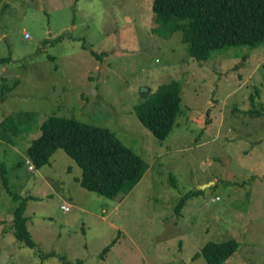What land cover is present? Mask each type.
Wrapping results in <instances>:
<instances>
[{
    "label": "rangeland",
    "instance_id": "obj_1",
    "mask_svg": "<svg viewBox=\"0 0 264 264\" xmlns=\"http://www.w3.org/2000/svg\"><path fill=\"white\" fill-rule=\"evenodd\" d=\"M151 1L0 0V162L28 197L33 242L13 238L0 180V264H206L192 255L228 239L221 264H264V42L196 61L173 21L157 28ZM172 79L181 110L158 141L132 107ZM52 115L113 131L143 175L109 199L80 186L62 148L34 168L24 148Z\"/></svg>",
    "mask_w": 264,
    "mask_h": 264
},
{
    "label": "trees",
    "instance_id": "obj_2",
    "mask_svg": "<svg viewBox=\"0 0 264 264\" xmlns=\"http://www.w3.org/2000/svg\"><path fill=\"white\" fill-rule=\"evenodd\" d=\"M150 9L157 28L173 21L169 34L181 31V41L187 44L189 56L196 61L206 59L215 49L242 45L252 48L264 42V0H152ZM92 54L98 56L93 51ZM7 59L4 57L0 61ZM181 101V84L172 79L158 85L134 105L132 111L137 121L161 141L180 114ZM247 112L252 115L256 110ZM38 130L39 133L24 148L26 160L34 168H39L49 161L57 148H62L81 168L77 177L80 186L106 198L125 195L147 167L138 154L107 128L52 115L39 124ZM14 164L17 166L19 162ZM5 171L4 164L0 162L1 184L14 203L9 221L12 236L17 242L33 247L23 215L28 197H20L8 190ZM199 192L195 189L182 196L175 206L176 211L189 197ZM235 247L236 242L231 239L206 242L191 258L201 256L206 264H221ZM54 254L50 252L47 255Z\"/></svg>",
    "mask_w": 264,
    "mask_h": 264
},
{
    "label": "built area",
    "instance_id": "obj_3",
    "mask_svg": "<svg viewBox=\"0 0 264 264\" xmlns=\"http://www.w3.org/2000/svg\"><path fill=\"white\" fill-rule=\"evenodd\" d=\"M23 36H24V37H27V34L25 33ZM60 208H61L62 210H68V209H69V208H68L67 206H65V205H61Z\"/></svg>",
    "mask_w": 264,
    "mask_h": 264
},
{
    "label": "water",
    "instance_id": "obj_4",
    "mask_svg": "<svg viewBox=\"0 0 264 264\" xmlns=\"http://www.w3.org/2000/svg\"><path fill=\"white\" fill-rule=\"evenodd\" d=\"M205 185H207V184H205ZM198 188H199V189H202L203 187H202V185H200Z\"/></svg>",
    "mask_w": 264,
    "mask_h": 264
},
{
    "label": "crops",
    "instance_id": "obj_5",
    "mask_svg": "<svg viewBox=\"0 0 264 264\" xmlns=\"http://www.w3.org/2000/svg\"><path fill=\"white\" fill-rule=\"evenodd\" d=\"M146 168H147V167H146ZM146 168H145V169H146ZM143 173H144V172H143ZM142 175H143V174H142ZM142 175H141V176H142ZM211 182H212V180H211Z\"/></svg>",
    "mask_w": 264,
    "mask_h": 264
}]
</instances>
